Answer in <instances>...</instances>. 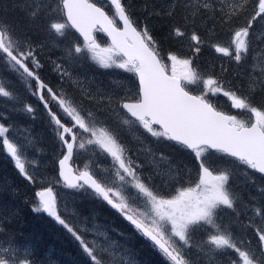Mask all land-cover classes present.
<instances>
[{"label":"snow or ice","instance_id":"6c2138e0","mask_svg":"<svg viewBox=\"0 0 264 264\" xmlns=\"http://www.w3.org/2000/svg\"><path fill=\"white\" fill-rule=\"evenodd\" d=\"M0 157V264H57L21 197L78 264H264V0H0Z\"/></svg>","mask_w":264,"mask_h":264},{"label":"trees","instance_id":"16d2710c","mask_svg":"<svg viewBox=\"0 0 264 264\" xmlns=\"http://www.w3.org/2000/svg\"><path fill=\"white\" fill-rule=\"evenodd\" d=\"M222 101L223 105L218 106L227 109L229 103L225 99H222ZM5 181L15 182V176L10 169V165L2 157H0V184ZM4 199L13 198L5 196ZM14 202L21 208L19 228L23 232V236L21 237L22 239L37 244L42 253H47L48 258L56 261L57 264H78L80 257L76 246L69 237L63 234L58 228L53 227L51 222L46 218L33 215L29 211L28 207L24 205L23 197ZM69 207H71V204H69ZM81 210L85 215L98 213V215H96L95 222L102 225L106 229L110 230L115 228L118 232L123 228V224L120 220L104 209L91 204L87 200L82 203ZM112 235L116 236V233H112ZM116 238L122 239L118 236ZM123 242L126 243L130 249L134 250L137 260L142 262L147 261L149 264H153L156 260V257L153 256L143 245V242L138 236H129L126 240H123Z\"/></svg>","mask_w":264,"mask_h":264},{"label":"rangeland","instance_id":"374dc122","mask_svg":"<svg viewBox=\"0 0 264 264\" xmlns=\"http://www.w3.org/2000/svg\"><path fill=\"white\" fill-rule=\"evenodd\" d=\"M221 97H222V96H221ZM223 98H224V97H223ZM225 99H227V98H225ZM228 103H229V102H228ZM70 201H71V197H69V204H71Z\"/></svg>","mask_w":264,"mask_h":264}]
</instances>
